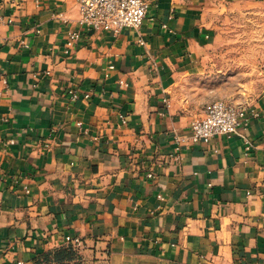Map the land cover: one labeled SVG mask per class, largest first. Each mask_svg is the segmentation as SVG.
Wrapping results in <instances>:
<instances>
[{
    "label": "crops",
    "instance_id": "1",
    "mask_svg": "<svg viewBox=\"0 0 264 264\" xmlns=\"http://www.w3.org/2000/svg\"><path fill=\"white\" fill-rule=\"evenodd\" d=\"M212 4L153 0L114 36L77 29V0H0V264L65 236L103 264H264V92L236 134L175 140Z\"/></svg>",
    "mask_w": 264,
    "mask_h": 264
},
{
    "label": "rangeland",
    "instance_id": "2",
    "mask_svg": "<svg viewBox=\"0 0 264 264\" xmlns=\"http://www.w3.org/2000/svg\"><path fill=\"white\" fill-rule=\"evenodd\" d=\"M212 3L214 35L175 87L179 101L196 115L207 102L247 104L264 92V0ZM79 257L86 264H103Z\"/></svg>",
    "mask_w": 264,
    "mask_h": 264
},
{
    "label": "built area",
    "instance_id": "3",
    "mask_svg": "<svg viewBox=\"0 0 264 264\" xmlns=\"http://www.w3.org/2000/svg\"><path fill=\"white\" fill-rule=\"evenodd\" d=\"M152 2L153 0H77L79 17L75 24L77 29L108 32L116 36L126 28L138 29L146 18ZM79 38L80 32L78 30L68 31L65 41V54L71 53ZM109 69H113V65H110ZM119 85L124 86L125 83L119 81ZM69 95L72 101L78 98L74 91H69ZM164 103L168 105L166 100ZM247 115L248 107L246 104L234 105L222 100L207 102L202 107L201 114L190 122L188 134L177 137L175 140L178 143L208 144L215 137L236 134L238 128L246 123ZM48 146V143L44 144L45 148ZM148 176L151 177L152 174ZM63 243H71L78 249L83 246L79 237L65 236ZM9 264L27 263L16 260Z\"/></svg>",
    "mask_w": 264,
    "mask_h": 264
},
{
    "label": "trees",
    "instance_id": "4",
    "mask_svg": "<svg viewBox=\"0 0 264 264\" xmlns=\"http://www.w3.org/2000/svg\"><path fill=\"white\" fill-rule=\"evenodd\" d=\"M77 251L78 248L71 243H63L54 249L36 254L32 258V264H86Z\"/></svg>",
    "mask_w": 264,
    "mask_h": 264
}]
</instances>
